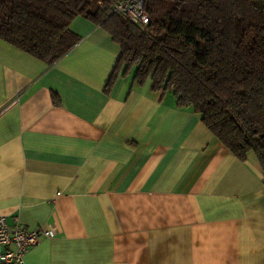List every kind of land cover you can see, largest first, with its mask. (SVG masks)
<instances>
[{
    "label": "crops",
    "instance_id": "1",
    "mask_svg": "<svg viewBox=\"0 0 264 264\" xmlns=\"http://www.w3.org/2000/svg\"><path fill=\"white\" fill-rule=\"evenodd\" d=\"M48 65L0 40V215L50 229L25 264H264V175L88 19ZM52 94L59 98L52 101Z\"/></svg>",
    "mask_w": 264,
    "mask_h": 264
},
{
    "label": "trees",
    "instance_id": "2",
    "mask_svg": "<svg viewBox=\"0 0 264 264\" xmlns=\"http://www.w3.org/2000/svg\"><path fill=\"white\" fill-rule=\"evenodd\" d=\"M117 1L0 0V40L51 65L80 39L72 20L88 19L119 47L106 87L134 66L136 83L170 91L264 175V0H144V25L113 13Z\"/></svg>",
    "mask_w": 264,
    "mask_h": 264
},
{
    "label": "built area",
    "instance_id": "3",
    "mask_svg": "<svg viewBox=\"0 0 264 264\" xmlns=\"http://www.w3.org/2000/svg\"><path fill=\"white\" fill-rule=\"evenodd\" d=\"M144 0H118L112 5L111 11L127 17L133 23L144 25L148 17L143 10ZM19 100V94H15L0 106V114L9 106ZM49 237L53 235L50 229H27L15 221L7 223L4 216L0 215V264H25V254L38 243L39 236Z\"/></svg>",
    "mask_w": 264,
    "mask_h": 264
},
{
    "label": "rangeland",
    "instance_id": "4",
    "mask_svg": "<svg viewBox=\"0 0 264 264\" xmlns=\"http://www.w3.org/2000/svg\"><path fill=\"white\" fill-rule=\"evenodd\" d=\"M133 70H134V66H133L132 72H133Z\"/></svg>",
    "mask_w": 264,
    "mask_h": 264
}]
</instances>
